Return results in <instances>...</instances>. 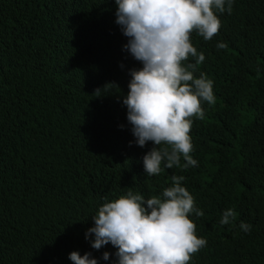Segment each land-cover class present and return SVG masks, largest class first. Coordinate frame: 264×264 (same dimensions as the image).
<instances>
[{"label":"trees","instance_id":"trees-1","mask_svg":"<svg viewBox=\"0 0 264 264\" xmlns=\"http://www.w3.org/2000/svg\"><path fill=\"white\" fill-rule=\"evenodd\" d=\"M0 264H264V0H0Z\"/></svg>","mask_w":264,"mask_h":264}]
</instances>
